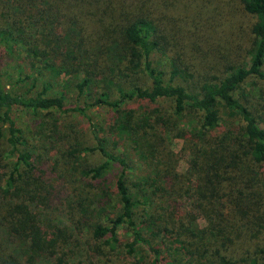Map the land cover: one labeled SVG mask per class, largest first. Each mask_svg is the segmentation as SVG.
Wrapping results in <instances>:
<instances>
[{
    "label": "trees",
    "instance_id": "1",
    "mask_svg": "<svg viewBox=\"0 0 264 264\" xmlns=\"http://www.w3.org/2000/svg\"><path fill=\"white\" fill-rule=\"evenodd\" d=\"M0 264H264V0H0Z\"/></svg>",
    "mask_w": 264,
    "mask_h": 264
},
{
    "label": "rangeland",
    "instance_id": "2",
    "mask_svg": "<svg viewBox=\"0 0 264 264\" xmlns=\"http://www.w3.org/2000/svg\"><path fill=\"white\" fill-rule=\"evenodd\" d=\"M243 28H244V31L239 35L240 38L238 37L237 40L238 41L241 40L242 42H247V40L249 39V34H250L249 33V29H248V25H245ZM104 116H105V113L104 112H100L99 114L96 115V121L100 123L101 120H102L101 118H104ZM179 148H180L179 145H177L175 147L176 152L179 151ZM94 160L96 162H98V159L94 158ZM186 160H187V158H183L181 160V167H185L186 166V163H185ZM135 174H136V171H135ZM197 224H198V226H202L203 225V221L200 219V220H198Z\"/></svg>",
    "mask_w": 264,
    "mask_h": 264
}]
</instances>
